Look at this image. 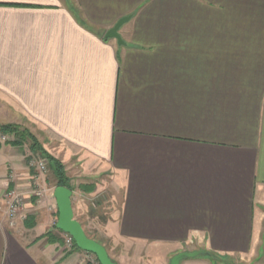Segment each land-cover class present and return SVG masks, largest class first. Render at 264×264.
Returning a JSON list of instances; mask_svg holds the SVG:
<instances>
[{
	"label": "crops",
	"instance_id": "crops-1",
	"mask_svg": "<svg viewBox=\"0 0 264 264\" xmlns=\"http://www.w3.org/2000/svg\"><path fill=\"white\" fill-rule=\"evenodd\" d=\"M129 15L125 45L106 39ZM0 124L62 163L116 264H264V0H0ZM27 152L0 141V264H88L64 256L49 176L7 225Z\"/></svg>",
	"mask_w": 264,
	"mask_h": 264
},
{
	"label": "water",
	"instance_id": "water-1",
	"mask_svg": "<svg viewBox=\"0 0 264 264\" xmlns=\"http://www.w3.org/2000/svg\"><path fill=\"white\" fill-rule=\"evenodd\" d=\"M132 16L121 18L113 28L105 35L106 39L116 40L119 46H124L125 42L120 35L121 28L130 22ZM72 190L65 187H56L54 197L57 201L59 217L56 223V229L65 235H69L75 242L76 247L86 253L97 257L100 264H116L112 261L106 248L96 240L89 238L82 225L74 219L72 206ZM201 256H207V252L197 251L193 253L183 252L174 256L170 264H181L187 259H196Z\"/></svg>",
	"mask_w": 264,
	"mask_h": 264
},
{
	"label": "built area",
	"instance_id": "built-area-1",
	"mask_svg": "<svg viewBox=\"0 0 264 264\" xmlns=\"http://www.w3.org/2000/svg\"><path fill=\"white\" fill-rule=\"evenodd\" d=\"M7 135H3L2 139L7 140ZM29 162H28V168L30 170H35L37 173H35V176L33 177V189L31 187L30 195L29 197H26L23 193L18 192L17 190H9L6 189L4 193V202H5V216L7 220V225L10 228H14L17 224V218L21 213H23V210L26 205V201L28 198L31 200L33 198H36L38 200L43 199L46 196L47 191L39 186V176L44 173V171L47 168V160L43 158H36L32 153L28 156ZM65 245L66 248L69 251L74 250L75 248V242L74 240L69 236L65 235ZM86 258L88 261V264H100L97 257L93 254L86 253Z\"/></svg>",
	"mask_w": 264,
	"mask_h": 264
},
{
	"label": "trees",
	"instance_id": "trees-1",
	"mask_svg": "<svg viewBox=\"0 0 264 264\" xmlns=\"http://www.w3.org/2000/svg\"><path fill=\"white\" fill-rule=\"evenodd\" d=\"M13 5V4H10ZM19 6V5H16ZM0 131L2 132L3 135H9V136H14V139L12 142H9L7 144L11 145V146H22L24 144H27L29 142V148L30 151L34 154H38L43 158H46L51 161H53L56 164L54 165V173L55 176L57 178V183H56V187H65L68 188L70 190H72V187L69 185V181H68V177L65 174V169L64 166L62 165V163H60L58 160H56L54 157H52L41 145V143L38 141V139L32 135L28 130L26 129H21L20 126L17 125H11V124H0ZM53 236L52 233H48L46 235V237L48 238V240L51 242V237ZM53 243H61L62 239L61 238H57L54 239L52 241ZM98 243L102 244L100 241H97ZM81 251L79 250L76 245L74 248V251ZM71 253V251L67 254L69 255ZM207 256L212 260V262H214L215 264H217L218 261H220V258L216 255H214L213 253H207Z\"/></svg>",
	"mask_w": 264,
	"mask_h": 264
},
{
	"label": "rangeland",
	"instance_id": "rangeland-1",
	"mask_svg": "<svg viewBox=\"0 0 264 264\" xmlns=\"http://www.w3.org/2000/svg\"><path fill=\"white\" fill-rule=\"evenodd\" d=\"M126 25V24H125ZM21 127V126H20ZM21 129H24V127H21ZM2 136H3V134H2V132L0 131V141H1V143L2 144H4V145H9V144H7V143H9V142H12L13 141V139H14V136H7V137H9V138H7V140H3L2 139ZM7 142V143H6ZM9 146H11V145H9ZM12 147H15V146H12ZM22 147V149H26V150H28V152L26 153V163H27V165H28V162H29V159H28V156L32 153V152H30V148H29V142L27 143V144H24V145H22L21 146ZM25 154V153H24ZM36 158H43V157H41L40 155H38V154H34V153H32ZM43 159H46V158H43ZM47 160V162H48V164H47V168H46V170L44 171V173H43V175H46V176H49L51 179H55L56 180V183H57V178H56V176H55V173H54V165H52V163L53 164H56V163H54L53 161H51L50 160V162H49V160L48 159H46ZM64 169H65V167H64ZM30 170V169H29ZM30 171H32V172H34V173H37L34 169L33 170H30ZM65 174H66V171H65ZM31 180H33V179H31ZM68 181H69V185L72 187V189H73V187H75L77 184H76V182L74 183L73 181H71L69 178H68ZM56 183H54L55 185H56ZM53 184V185H54ZM33 185V184H32ZM32 187V186H31ZM7 189H9V190H17L18 192H20V193H22L20 190H18V188H7ZM32 189H33V187H32ZM31 191V190H30ZM27 197V196H26ZM29 197V196H28ZM34 199H36V198H33V199H31L32 201L34 200ZM36 200H38V199H36ZM22 213H21V215H19V217L17 218V222L19 221V220H21L22 219ZM24 217V216H23ZM16 227V226H15ZM14 227V228H15ZM93 235V234H92ZM94 239V238H93ZM107 249V248H106ZM69 252H66L65 253V257H67ZM204 258H207V259H209L208 257H206V256H201V257H199V258H196V259H187V260H184V261H182L181 262V264H192L193 262H194V260H196V261H198V260H204ZM211 260V259H210ZM146 264H156V262H150V263H146ZM217 264H236V263H233V262H227V261H218L217 262Z\"/></svg>",
	"mask_w": 264,
	"mask_h": 264
}]
</instances>
